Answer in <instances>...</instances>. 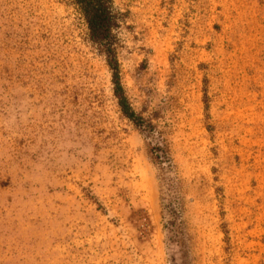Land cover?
<instances>
[{
    "label": "rangeland",
    "instance_id": "rangeland-1",
    "mask_svg": "<svg viewBox=\"0 0 264 264\" xmlns=\"http://www.w3.org/2000/svg\"><path fill=\"white\" fill-rule=\"evenodd\" d=\"M112 3L150 129L72 0H0V264H264V0Z\"/></svg>",
    "mask_w": 264,
    "mask_h": 264
},
{
    "label": "trees",
    "instance_id": "trees-1",
    "mask_svg": "<svg viewBox=\"0 0 264 264\" xmlns=\"http://www.w3.org/2000/svg\"><path fill=\"white\" fill-rule=\"evenodd\" d=\"M81 14L88 38L98 52L104 57L106 66L110 71V82L113 97L121 114L140 128H151L152 125L138 115L126 96L120 75L119 61L115 50L114 30L117 27V15L112 0H72ZM156 157L159 158V156ZM169 219L164 227L171 241L178 242L177 212L168 210ZM176 239V240H175Z\"/></svg>",
    "mask_w": 264,
    "mask_h": 264
}]
</instances>
